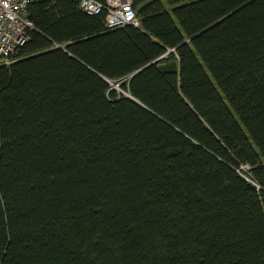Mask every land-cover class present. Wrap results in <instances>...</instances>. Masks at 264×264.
<instances>
[{
  "label": "trees",
  "instance_id": "16d2710c",
  "mask_svg": "<svg viewBox=\"0 0 264 264\" xmlns=\"http://www.w3.org/2000/svg\"><path fill=\"white\" fill-rule=\"evenodd\" d=\"M133 8L107 29L28 5L0 63V264H264V0Z\"/></svg>",
  "mask_w": 264,
  "mask_h": 264
},
{
  "label": "built area",
  "instance_id": "2783aa9c",
  "mask_svg": "<svg viewBox=\"0 0 264 264\" xmlns=\"http://www.w3.org/2000/svg\"><path fill=\"white\" fill-rule=\"evenodd\" d=\"M34 0H0V63L9 64L29 39L33 24L27 16ZM88 15L103 14L107 29L138 26L134 0H70Z\"/></svg>",
  "mask_w": 264,
  "mask_h": 264
},
{
  "label": "snow or ice",
  "instance_id": "6c2138e0",
  "mask_svg": "<svg viewBox=\"0 0 264 264\" xmlns=\"http://www.w3.org/2000/svg\"><path fill=\"white\" fill-rule=\"evenodd\" d=\"M3 108H4L3 102L2 100H0V114H2ZM261 190L264 191V188H262ZM11 244H12L11 237L8 238L7 242H5L2 238H0V259L7 257L8 254L7 245H11Z\"/></svg>",
  "mask_w": 264,
  "mask_h": 264
},
{
  "label": "water",
  "instance_id": "95a60500",
  "mask_svg": "<svg viewBox=\"0 0 264 264\" xmlns=\"http://www.w3.org/2000/svg\"><path fill=\"white\" fill-rule=\"evenodd\" d=\"M126 97H128V98L131 99V100H133V99H132L130 96H128V95H127ZM133 101H135V100H133ZM135 102H136V101H135Z\"/></svg>",
  "mask_w": 264,
  "mask_h": 264
},
{
  "label": "rangeland",
  "instance_id": "374dc122",
  "mask_svg": "<svg viewBox=\"0 0 264 264\" xmlns=\"http://www.w3.org/2000/svg\"><path fill=\"white\" fill-rule=\"evenodd\" d=\"M116 87V85L114 86V88ZM116 89L119 91V88L118 87H116ZM245 169H246V167H245Z\"/></svg>",
  "mask_w": 264,
  "mask_h": 264
},
{
  "label": "bare ground",
  "instance_id": "6f19581e",
  "mask_svg": "<svg viewBox=\"0 0 264 264\" xmlns=\"http://www.w3.org/2000/svg\"><path fill=\"white\" fill-rule=\"evenodd\" d=\"M70 1V0H69ZM85 12V11H84ZM86 13V12H85ZM87 14V13H86ZM7 65V64H6Z\"/></svg>",
  "mask_w": 264,
  "mask_h": 264
}]
</instances>
